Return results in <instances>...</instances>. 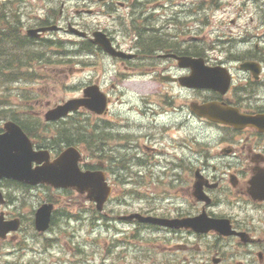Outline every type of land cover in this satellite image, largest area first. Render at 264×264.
I'll use <instances>...</instances> for the list:
<instances>
[{
  "label": "rangeland",
  "instance_id": "1",
  "mask_svg": "<svg viewBox=\"0 0 264 264\" xmlns=\"http://www.w3.org/2000/svg\"><path fill=\"white\" fill-rule=\"evenodd\" d=\"M121 1L127 4V0ZM156 1L163 2L164 0H150L148 9L156 7ZM192 2L197 3L200 0H193ZM173 3L172 10L174 11L191 10L198 6L194 4L188 7L186 0H173ZM184 3V6H178V4ZM213 3L206 4L204 7L203 5L200 6L203 9L198 14H202L201 11L209 12L208 15H202L205 17L209 16V28L211 29L218 28L219 23L223 25L218 31H213V34H210L211 37H214L215 34L216 36H223L227 31L234 29V26H231L229 22L231 21L230 17L235 16L238 9L253 11L257 5L259 9L264 10V0H257V2L256 0H219L218 2L213 1ZM0 6L4 7L0 16L6 15L2 19L3 23L0 24V33L7 34L12 31L15 38L12 43L5 42L0 45L13 48L15 47V42L18 41L20 43V52L33 56L34 60L32 59L29 65L38 70L36 74L30 77H20L22 73L17 74L15 72H13L15 77L12 79L0 77V125L7 120H15L20 125L25 123L33 127V122H36L34 126L36 127V133L39 135V141L41 142L50 136L49 144L55 145L56 147L52 148L59 151L64 146L61 145L62 142H53L55 138L51 137V135L54 134L58 137L60 135L59 132L66 128L67 124L61 121L54 125H47L43 120L44 112L68 98L80 95L81 88L93 80V78L89 79L90 69H96V76L97 74L100 75L102 66L107 68L105 75L107 76V83L113 79H119V83L124 84L122 102L113 104L111 108H115V111L121 117H126L129 114L131 120L136 122V125H130L131 128H128V130L125 128L117 129L121 125L119 118L113 119V126L109 124L112 127L103 120L99 124L97 123V126H94L97 133L101 135V144L109 147V150L111 146L113 147V152L111 153L115 155V158L111 165L119 171L121 175L119 180L122 181L114 186L111 198L101 214L94 207L91 208L85 199L78 198L74 191L47 190L43 187L24 189L8 181L2 182L1 188L6 192V197L11 200L9 205H0V212L4 211L10 215L17 213L24 215L27 227L23 228L21 234H19L18 242L16 240H10L11 243L8 242L7 244H5V241L0 242V264H186V259L192 258L193 254H195V259L191 261V264L207 262V260L204 261L207 256L204 255L206 251H203L201 244H215L217 245L215 248L223 246V244L215 242L212 235L205 237L198 244L197 240L191 237L184 239L179 234L175 235L162 229L125 223L117 219L118 216L128 214L130 211L142 213L149 209L170 214L175 211V207L181 206H175V202L178 199L177 196L182 192L176 189L175 185L168 183L171 172L168 163L161 161L159 165L156 163L158 161H156V164L152 165L151 162H148L147 167L142 168L137 164L130 163L127 158L120 156V154L127 155V150L124 148L127 140L121 139L117 132L125 135L126 131L135 133L137 137L130 143L136 146L135 151L139 156L145 155L144 151H142L145 138L142 137V132H139L141 116L139 111L133 109L135 107L142 109L141 94L145 93L146 88H153L157 82L148 73L141 76L135 75L136 72L147 70V67L130 69L125 67L121 61L114 64L111 57L93 48L90 44H82L83 47H79L81 52H76L75 49L78 51V48L67 41L78 39L69 33L58 32L55 37L52 35L51 40L55 44L51 47L42 46L40 43H28L23 37L29 27L33 25V27H36L40 21L47 19L46 8H53L55 11L63 8L64 17H67L70 22L75 19L76 22H83L91 26L95 20H99L102 27L105 28L103 30L111 33H115L116 26L113 24L116 20L113 22L111 17L101 14L100 11L95 15H90L87 11H83L82 9L93 8L94 5L90 0H0ZM128 8H131L130 5H128ZM126 10V6L116 4L108 11H111L109 13H112L113 16H117L119 14L125 15L122 12ZM181 18L190 22L193 18L192 13L182 14ZM59 21L60 23L57 24L65 27V19L61 18ZM104 22L108 24L105 25ZM128 23L126 21V24ZM111 25L114 31L108 29ZM225 25L231 26L227 27L231 30L225 29ZM128 28L123 29L121 27V30L128 32V37H130L132 32ZM20 29L23 31L22 33ZM191 29L193 31L192 34L202 35V31L199 32L196 23L186 28V30ZM57 36L60 37V40H63V44L59 45ZM179 36H182V34H179ZM119 38H121V34H119ZM86 53H91V56ZM9 54L10 51L7 52V55ZM6 57V55H0V70L7 66L15 68L17 65L15 60H3ZM38 59H42L45 65L38 64ZM79 61H81L80 66L87 69L86 72L77 73V71L72 69L75 66H79L77 65ZM104 64L108 66L106 67ZM19 71L17 70V72ZM107 86L109 87L110 84ZM3 100H6L5 104H2ZM153 100H157V98L154 97ZM185 100H189V98L183 94L175 99V104H183ZM132 107L133 109L129 111ZM165 110V108H162L160 112ZM76 118V121L79 122L76 126H82V129L84 128L89 132L87 138L89 140L91 131L93 132L92 123L94 118L88 112H84L80 116L77 115ZM75 119H68V125L74 123ZM165 124H169V118L163 115L161 125ZM183 126H185L184 123ZM68 128H72V126ZM193 132L195 136L203 138L201 134L204 133V127L196 120L193 122ZM170 134L173 140L177 136L178 138L180 136L185 137V127L177 135L172 132ZM75 137L73 134V139ZM165 140V142L156 143L155 150L148 149L149 155H154L157 146L169 150L168 160L176 151L178 153L181 152L180 149L176 150L175 147H168L167 145L170 144L167 138ZM148 144H151L148 147L155 146V143L152 142ZM77 145L81 148H86L80 139ZM192 145L195 155L204 153V149L207 147L206 145H198L195 142ZM111 153L109 152L110 158H112ZM86 160V162H89L90 159L87 157ZM130 166H132L135 174L131 175L130 171L125 170ZM157 181H164L165 183H158ZM125 187H129L131 190L126 191ZM17 196L19 198H16ZM44 201L52 202L55 205L53 223L48 232L43 235H36L34 228L31 226L30 216L40 202ZM182 207L186 208L187 206L182 205ZM225 210H238V208L226 206ZM249 214L257 216L260 213L250 210ZM182 242L191 243L192 246L187 244V249H183V252L177 251L176 245ZM196 243L199 248L194 246ZM220 251L225 254H233L235 252L234 254H240L237 259H245L243 255L246 254L245 248L224 246Z\"/></svg>",
  "mask_w": 264,
  "mask_h": 264
},
{
  "label": "flooded vegetation",
  "instance_id": "2",
  "mask_svg": "<svg viewBox=\"0 0 264 264\" xmlns=\"http://www.w3.org/2000/svg\"><path fill=\"white\" fill-rule=\"evenodd\" d=\"M149 1L139 0V7L136 10H126L122 12L125 15L113 16L108 10L116 4L125 6L124 2H120V0H90L94 5L90 9L91 11L89 10L91 15L98 14L100 11V13L111 17L113 22L116 20L113 24L116 26L115 33L103 30L105 28L102 27L99 20H95L91 26L83 22H76L75 19L70 22L63 15V8L59 10L55 20L51 18L48 21L57 24L60 23L59 19L64 18L65 27H76L84 34V36L77 37L79 43L90 44L98 51H101V48L97 43H94L98 41L97 37L94 38L93 32L102 31L114 48L121 49L129 55L124 60L112 58L115 63L121 61L125 67L130 69L147 67V73L152 75L157 82L155 93L152 95L143 94L141 97L142 109H137L141 116L139 132H142L145 142H160L163 137H170L172 130L176 132L183 128L182 124L178 128V124L179 119L180 123L184 119L185 144L179 142L178 138L175 140L172 138L173 146L176 150L180 148L181 152L176 151L169 160L170 184L175 185L176 189L182 192L177 196L175 206H181L175 207V211L170 214L154 210H147V213L180 219L204 212L208 217L229 219L233 228L238 232L237 234L230 236L216 232L200 234L183 229L170 231L175 235L188 233L184 239L191 237L196 239L197 243L212 235L215 242L223 244L217 248H215L217 246L215 244L210 245L212 248L208 253L210 256L204 254L207 256L204 261L208 260V262H203V264H264V200L253 198L250 192V181L254 177H259L257 186L264 184V131L248 126L237 130L233 125H224L208 118H201L205 127H209L207 137L213 142V145L208 146L204 153L195 155L192 145L194 114L190 107V103L195 99L192 94L194 92L197 93L196 98L200 102L214 101V108L210 110V113H219L216 106L222 105L238 109L248 115L264 113V10L256 7L253 11H246L244 15L238 17L239 22L237 18L230 17L229 23L234 26V29L231 30L227 28L231 26L225 25L224 28L231 31H227L223 36L211 37L209 27H205L208 24L209 16L202 15H208L209 12L201 11L202 14L198 15L200 11L197 9L195 11L193 9L174 11L172 10L173 0L156 1L155 6L158 8L150 10L147 9ZM132 4L133 0L127 2V5ZM205 4L206 1H203V7ZM187 13H197L199 27L203 29L202 35L192 34V29L186 30L194 24L192 19L188 22L187 19L181 18L182 14ZM243 18H247L248 21ZM254 20L258 21L254 22ZM126 21L129 23L126 24ZM104 24L108 23L104 22ZM59 27H61L59 30L66 32L63 25H59ZM121 27L123 29L129 27L128 29L132 32L131 36L128 37V32L121 30ZM222 27L223 25L219 23V28ZM108 29L114 31L112 25ZM119 34H121V38H119ZM180 56L201 58L209 67H223L220 73L222 86L218 87L219 89L194 90L181 86L177 80L163 85L161 79L167 74L173 78H182L191 72L190 69L183 68L179 63L178 57ZM247 67L250 68L246 69ZM177 86L180 92L189 94L190 98L185 102V106L175 105L172 108L174 112H166L169 124L161 125L160 117L156 116L155 104L158 100L160 102V100L169 98V94L173 93ZM114 88L116 85L112 84L111 88L102 89L110 95ZM154 97L158 100H153ZM130 142L126 145L127 152L135 151L136 146ZM183 145L185 148L188 146L189 154L182 153ZM144 149L154 150V147L144 146ZM104 150L105 153L100 152L96 153L97 156L95 155V158L97 157L95 169L100 168L107 173H113L112 167L105 166V162L111 164L113 161L111 159L104 161L103 156L106 155V148ZM128 155L132 161L141 163L143 168L147 167V159L154 158L153 155ZM197 185L200 195L196 193ZM182 205L187 207L183 208ZM226 206H235L238 210L226 211ZM250 210L261 214L257 218L249 214ZM12 238H16V236ZM197 243L194 246L199 248V243ZM187 244L182 242L176 247L187 249ZM188 245L192 246L191 243ZM224 246L245 248L246 254H243L245 259H237L240 254H234L235 252L225 254L220 251ZM193 259H195V254L192 258L186 259V264H191Z\"/></svg>",
  "mask_w": 264,
  "mask_h": 264
},
{
  "label": "water",
  "instance_id": "3",
  "mask_svg": "<svg viewBox=\"0 0 264 264\" xmlns=\"http://www.w3.org/2000/svg\"><path fill=\"white\" fill-rule=\"evenodd\" d=\"M29 33L32 32L30 31ZM195 64L198 67V64ZM88 95H91L92 98L87 101L85 99H73L63 105H58L52 110H49L45 114V118L47 120L58 119L68 111L77 109L80 105H85L97 112H102L105 106L104 97L95 92L88 93ZM88 102H93L94 104ZM246 119L256 122L254 118ZM261 121L264 122V120ZM4 129L5 132L0 134V178H13L33 185L48 183L55 187H71L79 192L86 190L90 193L87 198L96 201L97 207L99 209L102 208L104 201L109 196L110 188L106 185L104 177L99 172H83L78 168L79 154L74 149L69 148L62 152L54 161H49L47 151H34L32 149L28 137L18 124L12 121L6 122ZM32 162L37 164L43 162V164L32 168ZM52 208V204H43L38 209L35 220L38 230H45L49 226ZM134 216L142 221L163 224L169 227L183 226L204 232L209 229H215L224 234L232 232L229 230L230 228L225 221L222 220H210L211 222L208 223L207 221L199 223L195 219L176 221L155 217H143L139 214H133L127 218ZM16 228L17 223L3 227L0 217V235L3 236L8 230Z\"/></svg>",
  "mask_w": 264,
  "mask_h": 264
},
{
  "label": "trees",
  "instance_id": "4",
  "mask_svg": "<svg viewBox=\"0 0 264 264\" xmlns=\"http://www.w3.org/2000/svg\"><path fill=\"white\" fill-rule=\"evenodd\" d=\"M6 102V100H3L2 101V103H5ZM22 126H25L26 128H27V125H25V124H22ZM68 133H65V136L67 135Z\"/></svg>",
  "mask_w": 264,
  "mask_h": 264
},
{
  "label": "bare ground",
  "instance_id": "5",
  "mask_svg": "<svg viewBox=\"0 0 264 264\" xmlns=\"http://www.w3.org/2000/svg\"><path fill=\"white\" fill-rule=\"evenodd\" d=\"M257 36V35H256ZM240 45V44H239ZM204 63V62H203ZM205 64V63H204ZM132 98H133V96H132ZM138 103V102H137ZM136 103V104H137ZM139 105V104H138ZM41 109V108H40ZM50 133V132H49ZM43 139V138H42ZM132 141V140H131ZM50 142V141H49ZM105 153V152H104ZM116 160V159H115ZM13 204V203H12ZM15 207V206H14ZM131 212V211H130ZM264 215V214H263ZM242 217V216H241ZM174 237V236H173ZM177 239V238H176ZM178 240V239H177Z\"/></svg>",
  "mask_w": 264,
  "mask_h": 264
}]
</instances>
